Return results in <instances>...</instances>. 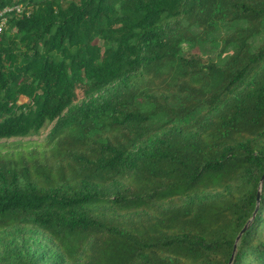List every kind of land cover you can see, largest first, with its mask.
Returning a JSON list of instances; mask_svg holds the SVG:
<instances>
[{
    "label": "trees",
    "instance_id": "obj_1",
    "mask_svg": "<svg viewBox=\"0 0 264 264\" xmlns=\"http://www.w3.org/2000/svg\"><path fill=\"white\" fill-rule=\"evenodd\" d=\"M13 5L0 141L54 126L0 145V234L57 259L0 264H264V0ZM216 36L223 62L185 50Z\"/></svg>",
    "mask_w": 264,
    "mask_h": 264
},
{
    "label": "rangeland",
    "instance_id": "obj_2",
    "mask_svg": "<svg viewBox=\"0 0 264 264\" xmlns=\"http://www.w3.org/2000/svg\"><path fill=\"white\" fill-rule=\"evenodd\" d=\"M218 37L204 45L203 47L196 46L190 47L185 45L186 51H191L196 54H206L215 61L223 62L224 58H219V46ZM23 102V100H22ZM54 124L47 125L37 136L25 138V139H11V140H1L0 145L4 144H21V145H31L35 147V144H42L46 142ZM0 247L3 249L1 251V256H7L10 253L16 251L20 255L31 253L37 255H44L46 258L57 259L55 249L48 242L45 236L32 229H13L0 234Z\"/></svg>",
    "mask_w": 264,
    "mask_h": 264
},
{
    "label": "built area",
    "instance_id": "obj_3",
    "mask_svg": "<svg viewBox=\"0 0 264 264\" xmlns=\"http://www.w3.org/2000/svg\"><path fill=\"white\" fill-rule=\"evenodd\" d=\"M24 12L25 9L21 5H13L0 9V33L8 27V23L13 14L23 16Z\"/></svg>",
    "mask_w": 264,
    "mask_h": 264
},
{
    "label": "water",
    "instance_id": "obj_4",
    "mask_svg": "<svg viewBox=\"0 0 264 264\" xmlns=\"http://www.w3.org/2000/svg\"><path fill=\"white\" fill-rule=\"evenodd\" d=\"M263 180H264V177L262 178V181H261V184H260V189H259V193H258L257 200H259L260 199V196H261V192H262L261 191V186H262ZM244 231H245V229L241 232V234L239 235L237 241L239 240V238L241 237V235L244 233ZM232 260H233V258L231 259L230 264H231Z\"/></svg>",
    "mask_w": 264,
    "mask_h": 264
}]
</instances>
